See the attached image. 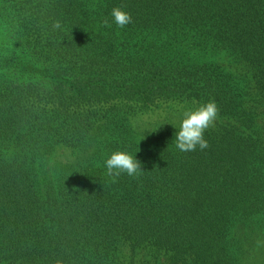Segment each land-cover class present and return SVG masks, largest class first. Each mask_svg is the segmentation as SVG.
<instances>
[{
    "label": "trees",
    "instance_id": "obj_1",
    "mask_svg": "<svg viewBox=\"0 0 264 264\" xmlns=\"http://www.w3.org/2000/svg\"><path fill=\"white\" fill-rule=\"evenodd\" d=\"M210 100L203 151L132 125ZM261 232L264 0H0V264H249Z\"/></svg>",
    "mask_w": 264,
    "mask_h": 264
},
{
    "label": "clouds",
    "instance_id": "obj_2",
    "mask_svg": "<svg viewBox=\"0 0 264 264\" xmlns=\"http://www.w3.org/2000/svg\"><path fill=\"white\" fill-rule=\"evenodd\" d=\"M112 23L118 28H124L132 23L130 13L120 7H114L111 11ZM112 23L107 18L101 21V27L110 28ZM62 24L56 20L52 24L53 30H62ZM219 108L214 100H210L200 106L185 111L175 133V147L182 153L194 152L197 149L203 151L209 147L205 139L206 130L213 128L219 117ZM106 174L115 183L121 175L138 179L142 174V162L127 151L117 150L112 152L104 161Z\"/></svg>",
    "mask_w": 264,
    "mask_h": 264
},
{
    "label": "rangeland",
    "instance_id": "obj_3",
    "mask_svg": "<svg viewBox=\"0 0 264 264\" xmlns=\"http://www.w3.org/2000/svg\"><path fill=\"white\" fill-rule=\"evenodd\" d=\"M221 61V60H220ZM188 104L184 101H168L162 102L156 108H152L149 111L144 112L140 116L135 117L132 120V125L136 128L146 131L147 134L155 131H161L163 129H173L177 131L183 113L189 109ZM221 119L218 118L215 126L221 123ZM214 126V127H215ZM60 152L53 154L54 158L61 157ZM65 156L66 161L75 162L78 159L85 157L84 153H80L77 150H64L62 157ZM252 246V258L249 264H264V232L256 234L251 242Z\"/></svg>",
    "mask_w": 264,
    "mask_h": 264
}]
</instances>
